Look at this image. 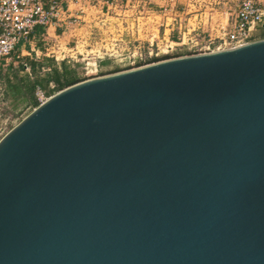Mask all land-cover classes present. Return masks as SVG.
Returning <instances> with one entry per match:
<instances>
[{
  "label": "water",
  "instance_id": "obj_1",
  "mask_svg": "<svg viewBox=\"0 0 264 264\" xmlns=\"http://www.w3.org/2000/svg\"><path fill=\"white\" fill-rule=\"evenodd\" d=\"M0 264H264V38L35 107L0 139Z\"/></svg>",
  "mask_w": 264,
  "mask_h": 264
},
{
  "label": "built area",
  "instance_id": "obj_2",
  "mask_svg": "<svg viewBox=\"0 0 264 264\" xmlns=\"http://www.w3.org/2000/svg\"><path fill=\"white\" fill-rule=\"evenodd\" d=\"M140 1L142 0H135L136 3ZM162 6L159 13L166 16V21L172 19L171 23L179 22L177 29L179 35L176 38L180 41L167 34V28L164 30L163 39L166 41L172 40V45H168L164 50L165 54L172 53L174 48L176 50L185 49L187 51L186 55L236 48L258 40L259 38H256V36L264 25V7L258 0H239L233 11L229 13L226 22L217 24V34L215 36L212 33L207 36V31H204L199 25L190 24L191 17L188 18V23H186L189 26H185L186 29L182 31L183 16L180 13L188 14L189 12L178 10L175 0H170L169 5ZM93 7H98L97 12L100 15L97 18L104 23L108 38L112 39L109 43L105 41L100 48L94 51L90 50L92 53H86V56H84L83 50L78 49V45H76L75 53H77V56H81V62L85 63L84 80L101 76L97 72L99 67L101 69L104 66V60L118 55L124 56L125 61L120 63V68L115 72L158 62L163 58L169 59L170 57L182 56L175 54L159 58L158 55L161 50L159 43L154 42L156 36L154 33L145 34L149 36L147 44L139 41V53L134 54V0H0V66L5 67L17 63L20 66L22 64L24 70L32 77L30 65L19 60L21 57L18 54L19 46L31 43L35 37L36 29L42 27L44 29V32L41 33L43 41L51 37L56 42L54 45L58 47V51L52 50L51 53L46 48L47 52H44V56L54 59L56 66L59 68L61 63L65 62L71 65L72 68L77 69L78 66H81L78 64L79 61L74 60L70 55H66L67 53L65 54L66 49L73 51L74 48H69L70 42L65 43L66 49L61 48V39H64L66 34L78 38L75 32L85 20L83 18L84 13L88 8ZM151 12L155 11L152 10ZM51 28L54 29L53 34H51ZM103 31L101 30L97 34L92 32V35L103 36ZM138 34H141L140 31ZM207 37L208 41L204 45L203 43ZM59 50L63 51L61 59L59 58L60 54H58ZM90 54L93 55V58H97V61H93V68L87 60ZM93 69L98 71L95 74L90 73L93 72ZM50 70V67L43 68V71ZM3 84L0 81L1 100H4L5 93ZM50 85L55 87L53 81L50 82ZM36 95L40 104L50 97L46 96L41 88L37 89Z\"/></svg>",
  "mask_w": 264,
  "mask_h": 264
},
{
  "label": "rangeland",
  "instance_id": "obj_3",
  "mask_svg": "<svg viewBox=\"0 0 264 264\" xmlns=\"http://www.w3.org/2000/svg\"><path fill=\"white\" fill-rule=\"evenodd\" d=\"M147 1V2H146ZM142 0L139 3H136L134 0V54L139 53V47L138 43L139 41L142 43L147 44L149 40V36H146V33H154L155 36V43H159L161 52L159 53L158 57L163 58L165 55L172 56V55H186L187 51L185 49H173V52L170 54H165L164 50L168 47V45H172V40H165L163 39V33L165 28H167V34H170L171 37H175L177 39V29L179 26V22H172V19H168L166 21L164 15L160 14L162 5H169L170 0ZM177 4V9L186 13H180L183 16V23H182V31H184L186 28L185 26H189L186 23H188V18L191 17L190 24L193 25H199L201 28L204 29V31H207L206 35L208 36L209 33H212V35H216V28L217 24L219 22L225 23L229 13L233 11V8L236 3L239 2V0H175ZM260 1L261 5L264 7V0H258ZM98 7L88 8L87 11L84 13L85 16L83 17L85 20L83 23L80 24L78 29L76 30V34L78 38L71 37L68 34L64 36V39H61V48H65V43L70 42L68 45L69 48H74L73 51L65 50L66 55H70L73 57L74 60H78V64L81 66H78L77 69H75L76 76L80 77L82 80L81 75L85 74L84 65L85 63L81 62V56H77V53H75L76 45H78V49L83 50L84 56H86V53H92L90 50H96L97 48H100L103 43L110 42L112 38H108V35L105 30L106 27L102 21H100L99 18H97L98 15ZM155 12H151V11ZM131 13V12H127ZM169 25H166V24ZM256 36V38H263L264 37V28H261ZM101 30H104L103 36L99 35H92V32L97 34ZM140 31V35L138 32ZM51 34H53V30L51 31ZM91 36V38H89ZM101 37V38H100ZM172 39V38H171ZM180 41L179 39H177ZM121 41V40H120ZM208 41V37L204 41ZM43 42V55L44 52H47L46 48L48 49V52L51 53V51H58V47L54 45L56 42L53 38H49ZM78 42V44H77ZM122 42V41H121ZM84 45V47H82ZM60 51V50H59ZM170 51V48H169ZM58 53V52H56ZM58 54H60L59 58L61 59L63 57V51H60ZM155 56V55H153ZM43 57V56H41ZM92 57V58H90ZM43 58H49L51 57L44 56ZM124 56H116L111 57L106 60H104L103 64L104 66L99 67V71L97 72L96 69H93V72L90 73H96L97 74H109L112 72H115L120 68V63H123L125 61ZM171 58V57H170ZM97 58H93V55L90 54L88 57V61L91 63V68H93V61H95ZM164 59V58H163ZM97 61V60H96ZM117 61V62H116ZM53 65L56 66L55 61L53 59ZM51 65V67L53 66ZM68 66H71L67 64ZM13 69H7L8 67H1L2 70H0V81H2L3 87H4V100L0 99V139L17 123H19L24 117H26L34 108V105L30 103V99L26 96V91L23 89V80H22V73L19 64L13 65ZM46 67H50V65H47ZM81 68V69H80ZM23 69V68H22ZM74 69V68H72ZM24 70V69H23ZM25 71V70H24ZM39 70L37 69V72ZM27 73V72H26ZM39 73V74H38ZM37 74L40 75V77H45L49 74L48 71H43V69L38 72ZM83 81V80H82ZM45 83V82H44ZM49 83V82H48ZM5 85V86H4ZM47 88H45L47 91H50V86L47 84ZM54 94V93H53Z\"/></svg>",
  "mask_w": 264,
  "mask_h": 264
},
{
  "label": "crops",
  "instance_id": "obj_4",
  "mask_svg": "<svg viewBox=\"0 0 264 264\" xmlns=\"http://www.w3.org/2000/svg\"><path fill=\"white\" fill-rule=\"evenodd\" d=\"M262 28H264V25ZM52 30H54V29L51 28L50 31H52ZM260 30H262V29H260ZM43 32H44V29L42 27H38L35 31V37H34L33 41L31 43H25V44H22L19 46V53L18 54L21 56L19 59L20 61L27 62V63L33 62L34 65L38 68L40 65H43L42 67L47 66V65H50V66L53 65V59L52 58L51 59L43 58L44 57V55L42 54L43 53V42H42L43 39H42V35H41V33H43ZM259 39H262V38L259 37ZM41 56H43V57H41ZM7 67H8L7 69H13L14 68L13 64H10ZM2 69L0 68V70H2ZM20 69H21V71H19V72L23 74L21 77L23 80V82H22L23 89L26 91L25 94L28 97V99H30V103L32 105H34V108L40 104V101L38 100L37 95H36V91L38 88H41L45 92L46 96H51V95H53V93L55 94L56 92L59 91V89H58V90L51 91V93L50 92L47 93V91L42 86L37 85L36 87H34V91L32 93L31 92L28 93L27 87L32 85L33 84L32 81H34V80H33V78H31L30 74L27 71H24L22 69L21 64H20ZM0 75H1V73H0ZM49 86H50V90L55 89V87H51L50 83H49Z\"/></svg>",
  "mask_w": 264,
  "mask_h": 264
},
{
  "label": "trees",
  "instance_id": "obj_5",
  "mask_svg": "<svg viewBox=\"0 0 264 264\" xmlns=\"http://www.w3.org/2000/svg\"><path fill=\"white\" fill-rule=\"evenodd\" d=\"M26 64L30 65L31 67V71H32V77L34 81L32 85L28 86L27 87V91L28 93H32L34 91V87H36L37 85H40L42 86L44 89L47 88V84H49L51 81H53L55 83V89H52L50 91H47V93H51V91H54V90H61L63 88H66L74 83H77L79 81H82L85 79V76H83V74L81 75L82 77V80L80 77L76 76V73H75V69H72L71 66H68L65 62L61 63L60 65V68L58 66H50V71L48 75H46L45 77H40V75H38L39 71L37 72V69L38 70H42L44 67H42L43 65H40L39 68L36 67L34 65L33 62L31 63H27L25 62ZM21 67L24 69V65L21 64ZM38 73V74H37ZM45 82V83H44ZM49 82V83H48Z\"/></svg>",
  "mask_w": 264,
  "mask_h": 264
}]
</instances>
